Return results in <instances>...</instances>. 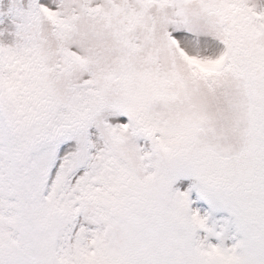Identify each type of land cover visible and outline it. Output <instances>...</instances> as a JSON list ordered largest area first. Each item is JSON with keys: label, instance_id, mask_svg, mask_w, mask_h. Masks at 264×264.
<instances>
[{"label": "snow or ice", "instance_id": "snow-or-ice-1", "mask_svg": "<svg viewBox=\"0 0 264 264\" xmlns=\"http://www.w3.org/2000/svg\"><path fill=\"white\" fill-rule=\"evenodd\" d=\"M0 264H264V0H0Z\"/></svg>", "mask_w": 264, "mask_h": 264}]
</instances>
